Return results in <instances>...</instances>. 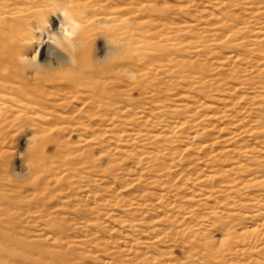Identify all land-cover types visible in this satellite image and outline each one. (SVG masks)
I'll list each match as a JSON object with an SVG mask.
<instances>
[{"label": "rangeland", "instance_id": "rangeland-1", "mask_svg": "<svg viewBox=\"0 0 264 264\" xmlns=\"http://www.w3.org/2000/svg\"><path fill=\"white\" fill-rule=\"evenodd\" d=\"M143 7L150 69L122 117L0 101V264H264V0ZM70 27L30 29L24 58Z\"/></svg>", "mask_w": 264, "mask_h": 264}, {"label": "bare ground", "instance_id": "bare-ground-1", "mask_svg": "<svg viewBox=\"0 0 264 264\" xmlns=\"http://www.w3.org/2000/svg\"><path fill=\"white\" fill-rule=\"evenodd\" d=\"M59 12L71 27L51 34L46 64H30L24 58L31 49L26 42L34 39L30 29H41ZM143 16V0H0V101L15 102L26 114L77 102L80 126L104 123L95 117L100 114L122 117L129 106L123 97L142 91L143 72L150 69L143 54ZM98 38L108 47L101 66L93 59ZM28 168L35 175L42 165Z\"/></svg>", "mask_w": 264, "mask_h": 264}]
</instances>
